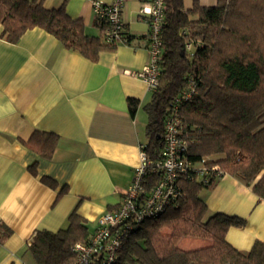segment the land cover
<instances>
[{
    "label": "crops",
    "instance_id": "1",
    "mask_svg": "<svg viewBox=\"0 0 264 264\" xmlns=\"http://www.w3.org/2000/svg\"><path fill=\"white\" fill-rule=\"evenodd\" d=\"M149 1L125 0L122 19L130 40L101 50L95 61L38 27L16 43L0 38V264H33L27 252L32 236L65 228L72 211L84 219L89 236L98 218L120 203L146 142L144 105L152 90L131 73L149 60V25L139 13ZM193 1L183 0L184 8ZM61 3L44 0L43 6ZM65 10L81 19L84 34L104 42L92 0H68ZM128 98L139 100L133 115ZM40 134L49 155L36 141ZM203 192L208 215L244 219L243 227L228 229L230 245L246 252L264 242V200L250 185L224 174Z\"/></svg>",
    "mask_w": 264,
    "mask_h": 264
},
{
    "label": "trees",
    "instance_id": "2",
    "mask_svg": "<svg viewBox=\"0 0 264 264\" xmlns=\"http://www.w3.org/2000/svg\"><path fill=\"white\" fill-rule=\"evenodd\" d=\"M43 1L0 0V38L16 43L25 31L38 27L91 61L101 50L112 47L99 37L84 34L81 19L66 13L68 0H62L56 9L45 8ZM163 1L161 73L144 105L147 156L160 158L169 104L192 87L191 98L180 108L187 158L194 164L218 165L264 200V0H217L213 6L194 0L188 9L183 0ZM127 103L133 115L139 100L128 98ZM42 134L36 141L42 142L39 146L49 155L51 149L43 145ZM148 177L151 185L159 175ZM215 182L184 178L180 183L184 195L178 206L144 220L123 244L119 263L264 264V242L257 240L243 252L226 241L228 229L243 227L244 219L207 214L200 193ZM163 228L171 234L162 235ZM8 233L5 229L4 235ZM183 236L208 238L211 244L179 248L176 244ZM87 238L84 219L72 211L65 228L36 231L27 252L33 264H73L72 245Z\"/></svg>",
    "mask_w": 264,
    "mask_h": 264
},
{
    "label": "built area",
    "instance_id": "3",
    "mask_svg": "<svg viewBox=\"0 0 264 264\" xmlns=\"http://www.w3.org/2000/svg\"><path fill=\"white\" fill-rule=\"evenodd\" d=\"M124 2L125 0H92L95 20L106 44L114 46L119 42L128 43L122 19ZM163 10V0H151L139 10L149 25V60L140 71L131 74L144 81L150 90L157 87L161 73L160 32ZM193 91L192 87L184 90L181 96L169 104L172 107L167 109L164 120L160 158L149 159L143 145H140L139 162L133 169L129 185L122 192L120 203L98 218L95 230L86 241H78L72 245L71 250L75 256L73 264H120L119 252L129 235L144 220L158 217L168 207L178 206L184 195L180 184L184 178L210 183L211 179L217 180L224 175L218 165H205L204 162L194 164L186 156L187 142L180 108L183 101L191 98ZM156 173L159 178L148 185V176Z\"/></svg>",
    "mask_w": 264,
    "mask_h": 264
},
{
    "label": "rangeland",
    "instance_id": "4",
    "mask_svg": "<svg viewBox=\"0 0 264 264\" xmlns=\"http://www.w3.org/2000/svg\"><path fill=\"white\" fill-rule=\"evenodd\" d=\"M203 191H206V189H204ZM202 192L200 193L201 198H203V196H204V192L203 193ZM161 233H162V235H165V236H169L171 234L170 230H168L167 228H163ZM204 240H209V239L203 238V237H196V236H183L178 240L176 246L179 248H183V249H195L198 247H203L202 244H200V243H205ZM186 241H188L190 243L185 244L184 242H186ZM194 241H198L199 243L195 244ZM196 246H198V247H196Z\"/></svg>",
    "mask_w": 264,
    "mask_h": 264
}]
</instances>
